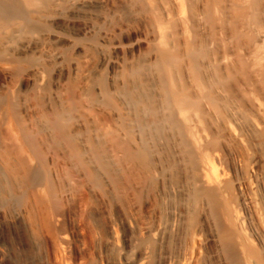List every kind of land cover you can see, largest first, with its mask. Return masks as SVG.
Here are the masks:
<instances>
[{
  "label": "rangeland",
  "instance_id": "1",
  "mask_svg": "<svg viewBox=\"0 0 264 264\" xmlns=\"http://www.w3.org/2000/svg\"><path fill=\"white\" fill-rule=\"evenodd\" d=\"M1 1L0 264H264V0Z\"/></svg>",
  "mask_w": 264,
  "mask_h": 264
},
{
  "label": "bare ground",
  "instance_id": "2",
  "mask_svg": "<svg viewBox=\"0 0 264 264\" xmlns=\"http://www.w3.org/2000/svg\"><path fill=\"white\" fill-rule=\"evenodd\" d=\"M1 1V0H0ZM0 3H2V1L0 2ZM260 4H259V1H256L255 3H254V6L255 7H258ZM238 9H240V8H238ZM259 9V8H258ZM238 11V10H237ZM240 13H241V11H240ZM191 54V56H192V60L194 61V63H195V67L197 68V70H199V67L200 66H198V64L199 63H197L199 60H198V58L201 56L200 55V53H198L197 51L196 52H194L193 51V53H190ZM203 54V53H202ZM167 57H165V60L163 61V63L161 64V73L163 74H166V75H168V73L170 74V68H171V66L172 65H174V64H177L178 63V61H179V58L178 57H176V56H170V55H166ZM167 58V59H166ZM163 74V75H164ZM166 75L164 76L165 78H166ZM169 76V75H168ZM168 83V82H167ZM166 85V84H165ZM168 87V89H169V85L167 86ZM171 91V90H170ZM169 91V97H170V101L175 105V107H177L178 106V108H181L180 106H182L183 104H185V103H187V102H189V100H190V98L186 95V94H174V93H171ZM168 97V98H169ZM171 103V104H172ZM172 104V105H173ZM8 165V164H7Z\"/></svg>",
  "mask_w": 264,
  "mask_h": 264
}]
</instances>
